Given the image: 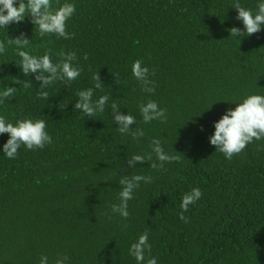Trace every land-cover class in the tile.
Listing matches in <instances>:
<instances>
[{"label": "trees", "instance_id": "trees-1", "mask_svg": "<svg viewBox=\"0 0 264 264\" xmlns=\"http://www.w3.org/2000/svg\"><path fill=\"white\" fill-rule=\"evenodd\" d=\"M69 2L76 5L66 22L70 39L42 37L30 16L0 28V88L16 87L0 115L12 123L43 119L52 137L43 148L22 145L15 159L0 152V264H39L42 255L49 264L64 256L66 264H137L129 248L145 232V264L151 257L158 264H264V139L231 160L209 142L226 109L264 95V28L230 35L233 27L243 30L232 6L255 12L258 0ZM21 34L30 41L22 50L47 52L53 63L74 52L78 78L42 88L25 76L8 42ZM136 60L149 68L147 84L132 75ZM98 74L103 84L95 89ZM87 88L93 100L109 96L105 111L91 118L74 108ZM149 100L166 110V120L143 121L139 107ZM113 103L135 117L132 131L143 136L118 131ZM7 139L0 135V146ZM153 139L177 159L152 168L159 164ZM133 155L152 159L128 168ZM133 175L151 182H140L125 218L112 205L120 203V179ZM194 187L202 197L181 220V199Z\"/></svg>", "mask_w": 264, "mask_h": 264}, {"label": "clouds", "instance_id": "clouds-1", "mask_svg": "<svg viewBox=\"0 0 264 264\" xmlns=\"http://www.w3.org/2000/svg\"><path fill=\"white\" fill-rule=\"evenodd\" d=\"M55 5H59L58 7ZM232 8L237 10V19L241 21L243 30L237 27L231 29L230 35L241 38L246 35H252L264 28V0H258L257 9L253 12L251 9L243 7L239 2L235 3ZM76 5L69 0L60 3V0H0V28L6 29L10 24H20L26 17H31V23L38 29L39 34H54L57 37L70 39L71 35L66 29V22L75 14ZM14 43L17 48V54L21 58L19 68L25 76L32 75L39 85L45 88L57 80L70 82L80 75L79 67L73 66L76 59L74 52L61 53L63 59L59 63H53L50 55L46 52L42 56L31 55L25 49L29 44V39L23 34L14 40L8 41ZM4 52V44L0 43V54ZM132 75L137 81L147 84L149 77V68L143 66L142 61L136 60L132 65ZM97 83L94 88L99 89L103 82L96 77ZM32 82H25V87H31ZM94 88H87L77 93L78 100L74 108L79 109L89 118L96 113L104 112L105 106L109 101L108 95H102L93 100ZM152 91L151 88L147 89ZM16 87L4 84L0 88V104H3L7 98L14 97ZM40 96L47 98L46 91L40 92ZM218 101V100H217ZM112 121L117 125L121 134L131 132L134 137L143 136V130L132 131V125L135 124V117L129 113L119 111V106L115 103L111 105ZM145 123L153 120H166V110L159 107L154 100H149L139 107ZM7 133L8 139L2 146L0 152L6 158L15 159L18 150L23 145L28 150L43 148L46 144L52 143L51 135L46 131V122L43 119H21L15 123L9 122L7 118L0 115V135ZM264 139V95L249 94L242 101L237 102L234 108H228L223 115L214 122V132L209 136V142L224 157L231 160L234 154L240 153L245 147L252 143L253 140ZM151 150L156 156L159 164L153 162L152 168H162L165 163H171L177 157L166 153L161 145L160 140L153 139ZM151 160L152 156L133 155L127 160V167H135L136 164L145 160ZM151 182V177L143 175L124 176L119 183L122 188L119 192L120 203L112 205V212L127 218L128 201L133 198L134 191L139 188L140 182ZM202 197V190L198 187L192 188L185 193L180 203V219L184 220V212L188 211L189 206L195 204ZM148 233L139 235L138 239L131 244L129 254L132 255L137 264H145V253L150 252ZM67 257L58 258L55 264H66ZM39 264H49L47 255H42ZM147 264H158L155 257L147 260Z\"/></svg>", "mask_w": 264, "mask_h": 264}]
</instances>
